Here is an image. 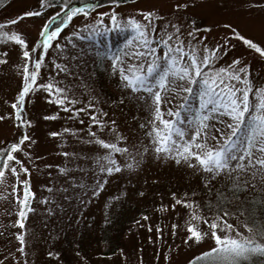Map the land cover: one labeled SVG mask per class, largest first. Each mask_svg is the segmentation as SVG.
Masks as SVG:
<instances>
[{
  "label": "snow or ice",
  "instance_id": "snow-or-ice-1",
  "mask_svg": "<svg viewBox=\"0 0 264 264\" xmlns=\"http://www.w3.org/2000/svg\"><path fill=\"white\" fill-rule=\"evenodd\" d=\"M105 2L113 7L95 12L98 0H77V3L36 0L35 6L0 19V41L12 44L18 57L15 67L19 83L9 102L11 111L0 115V121L9 120L16 129L12 138L0 140V186L4 188L0 196L11 195L16 208L15 224L24 229L26 214L32 210L31 198L35 196L28 179L31 161L37 157L33 155V138L29 133L33 120L28 116L27 105L39 90L47 93L44 100L70 112L74 119L85 112L84 107L75 106L79 101L73 86L53 77L59 73L74 75L69 63L60 58L71 49V60L81 58L82 62L85 55L95 50L81 49L80 44L89 37L109 32L110 25L111 30L124 31L127 39L116 50L96 51L93 59L107 62L108 70L117 77L121 90L118 103L127 100L146 111L148 118L141 122V128L146 129L148 147L130 141L120 132L114 118L105 120L107 113L103 109L99 114L95 110L88 112L90 125L95 127L86 126V131H82L87 143L99 148L92 156L73 154L90 165L82 169L76 164L89 178L81 196L95 197L114 175L139 170L146 155L156 160H171L201 172L205 185L223 178L219 181L222 191L217 192L216 209L213 211L209 204L207 217L200 213L199 204L186 198L187 193L182 196L169 193L172 203L161 205L162 211L175 210L177 205L186 209L183 224L171 225L173 235L178 227L184 231L181 243L199 242L206 236L214 241L213 246L192 256L186 264H248L254 256H264V224H257L254 214L249 215L243 224L248 233L245 234L226 219L235 213L222 210L229 197L239 201L244 193H264V77L258 78L252 67L253 61L264 65V40L257 41L244 34L239 24L213 25L188 14L199 0H170L169 7L163 11L153 7L127 13L115 10L124 0ZM248 7L264 8V0H248ZM178 13L188 14L185 16L188 28H183ZM41 16L46 19L38 27L36 37L30 39L20 25L25 18ZM76 16L82 17L79 24L61 35L62 29ZM158 20L163 21L159 28ZM259 24L264 27V19ZM213 27H223L226 31L208 43L207 35L200 32L207 34ZM238 45L245 47L243 55L236 54ZM52 47L57 53L49 63L55 72L44 79L41 69ZM8 51L7 47L0 51V63L8 62ZM86 107L94 109L98 105L91 102L90 96ZM43 118L55 119L56 115ZM69 133L75 135L76 129L65 127L48 134L63 136L64 145ZM61 155L68 157L69 153ZM57 167L60 172L66 171ZM69 179L74 186L79 185L76 178ZM48 202V196L41 199V203ZM252 203L246 211L251 212ZM242 206V203L238 205ZM147 218L145 213L144 219ZM200 223L207 225V231L200 228ZM156 232L158 236L162 234L160 227ZM25 237L23 230L16 233L20 252L15 258L17 264H28ZM46 254L59 256L53 251Z\"/></svg>",
  "mask_w": 264,
  "mask_h": 264
},
{
  "label": "rangeland",
  "instance_id": "rangeland-1",
  "mask_svg": "<svg viewBox=\"0 0 264 264\" xmlns=\"http://www.w3.org/2000/svg\"><path fill=\"white\" fill-rule=\"evenodd\" d=\"M98 2L99 7L94 9L95 12L113 7L105 0ZM73 3H77V0H73ZM169 3L170 0H124L115 10L118 13H127L136 8L156 7L163 11L169 7ZM35 4L36 0H2L0 19ZM50 14L51 10L48 11V15ZM188 14L194 15L203 23L213 25L228 22L239 24V30L244 34L254 37L257 41L264 40V27L259 24V21L264 19V8H249L248 0H199L198 5L190 9ZM188 14H176L183 28L189 27L185 19ZM167 18L166 16L165 19ZM44 19L45 16L25 18L20 26L25 29L30 39H34ZM81 19V16L74 17L62 29L61 35L71 32ZM162 23L163 21L158 20L157 27ZM109 27V32L89 37L80 44L81 49L92 47L95 50L85 55L82 62L81 58L75 62L71 60V49L60 58L69 63L74 75L59 73L53 77L73 86L79 101L75 106L84 107L85 112L74 119L70 112H65L58 105L44 100L43 97L47 93L39 90L33 94V99L27 105L28 116L33 120L29 129L33 138V155L37 157L31 161L28 179L35 196L32 200V210L25 218L24 229L15 224L16 208L11 195L0 196V264H17L15 258L20 256V252L16 233L21 230L26 232L25 258L28 264H186L192 256L214 244L210 236L199 242H189L187 245L181 243L184 231L178 227L173 235L171 225L183 224L186 209L183 205H177L175 210L169 208L162 211L161 205L172 203L169 193L174 192L178 196L187 193L186 198L199 204L200 213L207 217L209 213L205 210H208L209 204L213 211L216 209L217 192L222 189L219 183L222 177L210 180L205 185L201 172L182 164L177 165L171 160H156L146 155L140 162L142 167L139 170L114 175L95 197L81 196L82 188L89 183V178L80 172L76 164L82 169H88L90 165L82 159L77 160L73 154L86 153L92 156L99 148L98 145L87 143V137L84 135L86 126L95 127L90 125L88 112L95 110L99 114V110L103 109L107 113L103 117L105 120L114 118L120 132L130 141H139L148 147L146 129L141 128V122L148 118L146 111L138 105L133 106L127 100L123 104L118 103L121 90L117 77L110 73L107 62H94L93 59L96 51L108 48L116 50L127 39L124 31L111 30L110 25ZM224 31L226 30L223 27H213L209 33L200 32V35H207V42L211 43ZM5 47L9 51L8 62L0 63V115L11 111L9 102L13 99L19 83L15 67L17 52L12 44L0 41V51ZM244 51V46H237L236 54L243 55ZM56 53L57 49L54 47L48 50L41 69L42 78L48 79L49 73L55 72L49 60L53 59ZM252 67L258 73V78L264 77V65L253 61ZM90 96L91 102L98 105L97 108L87 109ZM49 114H55L56 118H43ZM81 120L83 123H80ZM65 127L75 128L76 133L67 134V143L64 145L61 144L63 136L57 138L48 134ZM15 131L9 120L0 121V140L12 138ZM62 152H68L69 156L61 155ZM117 155L121 162H124L119 154ZM57 165L66 171L60 172ZM70 177L76 178L79 185L74 186ZM23 178L21 176V179ZM11 183L12 178L9 176L8 185ZM3 191V186H0V192ZM141 192L143 195L139 194ZM44 196L49 197L48 203H41ZM248 197V193H244L239 201L231 202L230 199L229 204L224 205L222 209L225 210L229 205V211L235 213V216L226 217L228 223L237 224L245 234H248L247 230L241 228L240 224L242 219H246V214L245 211L243 215L239 214L241 207L238 205ZM143 207H146L145 210L136 218L135 211ZM46 208H51V212L45 211ZM145 213L147 220L144 219ZM238 214L239 217H236ZM126 218L131 221H126ZM199 226L207 231V225L200 223ZM157 227L161 229L160 236L157 235ZM48 251L57 252L59 256L49 257L46 254Z\"/></svg>",
  "mask_w": 264,
  "mask_h": 264
},
{
  "label": "trees",
  "instance_id": "trees-1",
  "mask_svg": "<svg viewBox=\"0 0 264 264\" xmlns=\"http://www.w3.org/2000/svg\"><path fill=\"white\" fill-rule=\"evenodd\" d=\"M1 1L2 0H0V2ZM166 185H167V183L165 184V186ZM220 191H222V189H220ZM208 192L209 191H207L206 194H208ZM248 195H249V197L246 198L242 203L244 206L241 207V213H239V214L243 215V212L245 211V214H246L245 218L246 219L249 215L254 214V219H255L256 223L257 224H264V193H260L259 191H257L255 193L252 192ZM230 199L231 198L229 197V200ZM205 201L208 203V200L206 199V197H205ZM232 201H235V200L231 199V202ZM252 201H254V203H252ZM229 202L227 204H229ZM250 203H252L251 212H248V211H246V209L249 208ZM146 207H148V206H146ZM146 207H143L141 209H137L135 211V213H137V215L135 214V217L136 218L139 217V215L143 212V210H145ZM229 208H230L229 205H227V208H225V210L227 209V211H229L230 210ZM149 210H151V208H149ZM205 211H208V210H205ZM239 214L236 217H239ZM233 216H235V215H233ZM228 217H230V215ZM246 219H242L243 222H242V224H240L241 228L243 227V224L246 222ZM126 221L130 222L131 219L126 218ZM234 225L238 226L237 224H234ZM243 229H245V228L243 227ZM248 264H264V256H259V255L254 256L248 262Z\"/></svg>",
  "mask_w": 264,
  "mask_h": 264
},
{
  "label": "water",
  "instance_id": "water-1",
  "mask_svg": "<svg viewBox=\"0 0 264 264\" xmlns=\"http://www.w3.org/2000/svg\"><path fill=\"white\" fill-rule=\"evenodd\" d=\"M33 198V197H32ZM32 198H31V202H32ZM26 216H27V214H26Z\"/></svg>",
  "mask_w": 264,
  "mask_h": 264
}]
</instances>
